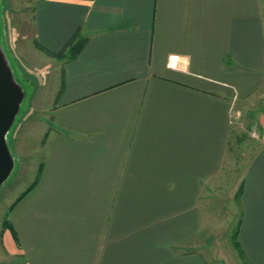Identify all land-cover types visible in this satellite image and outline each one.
Masks as SVG:
<instances>
[{
	"label": "crops",
	"instance_id": "1",
	"mask_svg": "<svg viewBox=\"0 0 264 264\" xmlns=\"http://www.w3.org/2000/svg\"><path fill=\"white\" fill-rule=\"evenodd\" d=\"M33 1L44 49L84 44L60 60L11 248L23 264H211L234 108L264 88V0ZM256 125L237 218L248 264H264V111Z\"/></svg>",
	"mask_w": 264,
	"mask_h": 264
},
{
	"label": "rangeland",
	"instance_id": "2",
	"mask_svg": "<svg viewBox=\"0 0 264 264\" xmlns=\"http://www.w3.org/2000/svg\"><path fill=\"white\" fill-rule=\"evenodd\" d=\"M0 44L15 82L24 93L20 112L7 135L16 164L12 176L0 188V264H23V256L10 245V208L33 184L43 161L44 145L53 130L52 112L60 87L61 61L37 45L33 0H0ZM263 111L264 88L240 100L234 108L228 156L233 166L228 165L227 212L223 217L226 220L221 229L215 224L208 251L211 264H245L231 241L239 215L240 202L235 197L246 163L259 150L256 124Z\"/></svg>",
	"mask_w": 264,
	"mask_h": 264
},
{
	"label": "water",
	"instance_id": "3",
	"mask_svg": "<svg viewBox=\"0 0 264 264\" xmlns=\"http://www.w3.org/2000/svg\"><path fill=\"white\" fill-rule=\"evenodd\" d=\"M23 100V90L15 82L12 68L0 44V188L15 170L16 163L7 135L15 124Z\"/></svg>",
	"mask_w": 264,
	"mask_h": 264
},
{
	"label": "trees",
	"instance_id": "4",
	"mask_svg": "<svg viewBox=\"0 0 264 264\" xmlns=\"http://www.w3.org/2000/svg\"><path fill=\"white\" fill-rule=\"evenodd\" d=\"M84 44V40L83 39H79L77 40V37L72 39L67 47H66V50L59 53V54H52L50 53L49 51H47L46 49H44L37 41V45L39 46V48L45 52H47L49 55L57 58V59H63L65 56H66V52L68 51V53L70 54L71 57H75L78 52L80 51L81 47L83 46ZM41 171H42V167L40 165L39 167V170L37 172V177L35 179V181L33 182V184L16 200V202L11 206L10 208V213L11 211L13 210V208L22 200V198H24L39 182V179H40V176H41ZM241 194H242V186L239 187L238 191H237V194H236V200L238 202H240V197H241ZM9 225V229H10V222L8 223ZM238 233H239V225L237 226L235 232H234V235L233 237L231 238L232 240V243L234 245V247L238 250L240 256L242 259H244L245 261V264H248V262L246 261L245 259V256L243 254V251L241 249V246L239 244V241H238Z\"/></svg>",
	"mask_w": 264,
	"mask_h": 264
}]
</instances>
